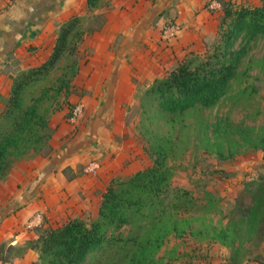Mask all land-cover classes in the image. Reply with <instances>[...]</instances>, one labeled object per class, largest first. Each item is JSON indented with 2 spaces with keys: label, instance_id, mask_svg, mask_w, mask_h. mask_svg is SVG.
Masks as SVG:
<instances>
[{
  "label": "trees",
  "instance_id": "1",
  "mask_svg": "<svg viewBox=\"0 0 264 264\" xmlns=\"http://www.w3.org/2000/svg\"><path fill=\"white\" fill-rule=\"evenodd\" d=\"M213 2L221 5L216 35L209 39L215 44L213 52H192L142 93L145 151L152 164L129 177L113 178L90 223L73 217L57 227H47L45 222L37 228L42 230L27 245V250L39 254L34 264H163L159 253L165 241L171 234L181 235L180 214L194 208L196 200L191 190L174 184L170 159L179 137L160 135L144 121L152 122L160 113L170 116L174 126L178 123L175 117L191 110L215 108L232 91V82L252 42L264 38V0L260 6L206 0V7ZM100 4L101 0H87L90 11L98 10ZM81 20L74 16L61 26L45 63L23 70L13 79L10 97L0 116V179L32 151L50 152L55 130L43 104L52 102L56 112L61 109L59 97L72 90L71 81L80 70L78 51L83 37L78 42L72 40ZM104 23L105 19L96 30ZM65 57L70 64L62 75L50 87L41 86ZM37 87H41L40 93L29 97V92ZM219 239L232 250L230 264L251 261L247 254L241 257L240 251L246 250L250 255L264 245V176L244 183ZM14 250L11 241H2L0 261L9 262L12 258L5 253ZM260 258L256 254L254 260Z\"/></svg>",
  "mask_w": 264,
  "mask_h": 264
},
{
  "label": "crops",
  "instance_id": "2",
  "mask_svg": "<svg viewBox=\"0 0 264 264\" xmlns=\"http://www.w3.org/2000/svg\"><path fill=\"white\" fill-rule=\"evenodd\" d=\"M82 3L87 5V0H0V116L13 79L49 59L61 26L73 18ZM113 5L115 10L106 23L86 43L95 50L84 79L85 89L91 92L82 102L90 105L89 119L74 131L71 124L58 118L51 123L55 134L50 152L22 159L0 182V205L11 204L0 206V243L11 241L18 249L36 239V232L26 231L25 226L37 214L47 217L44 222L53 223L67 222L91 211L98 213L96 206L110 181L127 160L140 153L132 125L126 120V106L136 103L133 67L137 66L143 80L156 69L164 72L163 67L172 65L175 57L178 60L180 55L198 49L202 40L215 36L220 16V12L206 8L205 0H157L149 11L150 21L162 13L154 29L152 22H140L147 19L148 15H143L152 7L150 2L114 0ZM169 12H173L172 27L177 26L179 31L166 49L159 30L166 29ZM139 34L146 42L159 36L160 50L152 55L148 48H135L132 38ZM120 35L128 37L122 46L126 53L115 58L111 48ZM160 51L163 54L157 57ZM93 160L103 164L98 175L88 176L78 170ZM67 171L72 176L66 175ZM10 257L9 262L0 264H34L37 260L31 249Z\"/></svg>",
  "mask_w": 264,
  "mask_h": 264
},
{
  "label": "rangeland",
  "instance_id": "3",
  "mask_svg": "<svg viewBox=\"0 0 264 264\" xmlns=\"http://www.w3.org/2000/svg\"><path fill=\"white\" fill-rule=\"evenodd\" d=\"M144 1L150 2L152 7L143 15V17L148 15L147 19L142 18L140 22L144 21L141 23L142 25L152 22V27L156 29L162 13L150 21L152 14L149 11L154 8L157 0ZM233 1L252 6L262 4V0ZM113 2L114 0H101L100 8L95 11H90L87 5L82 3L79 11L75 12L74 16L82 18L74 40H72L78 42L83 37V42L79 45L78 51L80 70L71 81L72 90L70 94L61 95L58 99L61 109L54 112L52 102L46 101L43 104V109L49 110L50 124L56 123L60 120L58 118H61L62 121H66L70 125V114L75 106H81L83 109L78 130L89 119L90 105H84L82 102L87 95L91 94L89 90L85 89L84 79L88 76L85 70H90L88 67L95 57V50L92 47H86V43L92 40L91 38L97 32V26L104 19L106 23L107 16L115 10ZM207 9L213 13L220 12V9L218 10L211 5ZM168 15L166 29L159 30L162 33L161 39L165 42L166 49L171 47V44L167 43H171L170 39L173 37L177 38L178 33L176 32L179 31L176 26L175 35L166 37V30L175 25L172 17L173 12H169ZM217 24H219V19ZM142 28L140 27V30ZM127 38L124 35L117 38L111 48L113 57L116 58L121 52L126 53L123 52L122 46L125 45ZM158 38L159 36L153 40L152 36V40L146 42L145 36L139 34L134 35L132 42L135 44V48H148L153 55L161 47V43L158 42L160 38ZM202 41L198 49L188 52L185 56L180 55L178 60L175 57L174 60L176 61L172 65L168 68L163 67L164 72L162 70L158 72L159 69H156V72L148 79L140 78L137 66L133 67V74L135 75L133 77L134 100L136 103L126 106V120L132 125L136 147L139 148L140 153L135 155L134 159L127 160L116 177H129L136 171L152 164L150 156L145 151L147 138L142 127L140 109L142 93L156 78L166 76L192 52L201 55L209 51L213 52L214 42L207 38ZM129 54L130 52L126 56L130 57ZM161 54H163L162 51L157 57H160ZM105 55L102 53L101 57H105ZM67 58L65 57L59 62L58 68L42 81L41 86L50 87L62 75L66 66L70 64V60ZM162 59L159 61L161 62ZM232 87L230 94L215 108L191 110L183 116L175 117L174 120L178 123L174 126L170 116L166 114L157 113L152 122L144 121L146 125H149L160 135L174 134V137H179L170 159L174 173V184L191 190L196 200L194 208L180 214L178 227L182 230L181 235L171 234L165 241V245L159 253L163 264H230L231 262L232 250L222 244L219 234L228 224V216L234 207L236 195L243 188L244 183L264 176V38H258L252 42L249 54L242 60L239 73L232 82ZM40 90L41 87L32 89L29 92V97L37 96ZM38 155L46 156L47 154L32 151L25 158ZM85 168V166H80L78 170L85 173ZM66 175L72 176L70 171H67ZM3 179L5 177L0 179V182ZM9 205L11 204L7 202L0 206L3 208ZM96 207L99 208V206ZM96 215L97 213L91 211L88 214H82L81 217L90 223ZM44 218L47 220L46 216ZM48 223H46L47 227H57L65 222ZM171 224L173 223L171 222ZM41 230L36 228V230L26 231H34L38 235ZM28 242L14 251L6 252L5 255H21L24 250H27ZM245 252L246 250H241L240 256L247 254L248 257H251V261H244L242 264H262L264 262V245L255 249L250 255ZM36 254L38 260L39 254L37 252ZM256 254H260L261 257L258 261L254 260Z\"/></svg>",
  "mask_w": 264,
  "mask_h": 264
},
{
  "label": "built area",
  "instance_id": "4",
  "mask_svg": "<svg viewBox=\"0 0 264 264\" xmlns=\"http://www.w3.org/2000/svg\"><path fill=\"white\" fill-rule=\"evenodd\" d=\"M212 7L216 9H221V5L217 2H213L211 4ZM175 27L169 28L166 30V37L175 35ZM83 116V109L81 106H75L70 114L69 123L73 126V129H77L79 127V121ZM102 163L98 160H94L89 162L85 167V173L88 176H96L102 170ZM44 224V218L41 214H37L32 217L29 222H27L25 228L26 230H36V228H41Z\"/></svg>",
  "mask_w": 264,
  "mask_h": 264
}]
</instances>
